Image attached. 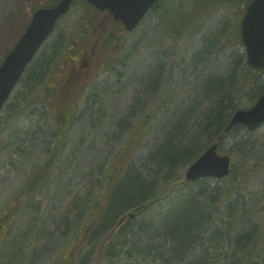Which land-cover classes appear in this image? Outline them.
I'll return each instance as SVG.
<instances>
[{"label": "rangeland", "instance_id": "obj_1", "mask_svg": "<svg viewBox=\"0 0 264 264\" xmlns=\"http://www.w3.org/2000/svg\"><path fill=\"white\" fill-rule=\"evenodd\" d=\"M51 1L0 0V62L24 31L33 7ZM249 1L214 0L211 5L213 0H158L134 32L121 34L110 25L114 33L106 35L111 28L106 29L103 18L105 24L94 29V36L91 25L81 28L77 21L80 9L73 6L47 41L53 43L60 33L73 48L54 60L38 88L41 93L51 88L53 97L65 95L67 90L58 86L64 71L73 88L79 85V92L55 97L57 105L70 107L63 112L64 119L58 120L59 111L51 109L49 102H31V90L19 98V88L26 85L23 82L0 113V258L19 252L24 258L18 264H123L125 251H130V264H191L192 258H196L194 264H217L226 251L231 262L234 255L246 254L247 247L251 254L244 260L264 264V126L251 133L224 131L218 149L231 156V183L239 187L236 197L247 201L252 220L231 236L253 226L257 247L252 249L247 243L252 237L244 238L241 247L236 243L218 249L199 245L187 257H174L168 236L151 232L144 242L156 241L165 254L158 247L154 254L142 253L134 245L139 248L140 238L133 239L139 236V220H152L159 226L160 206L151 207L143 216L140 213L135 223L126 221L122 226L129 227L119 228L114 238L119 244L111 253L109 244L103 242L104 234L121 217L107 216L111 190L103 186V172L112 161L123 157L119 163L130 167L133 162L137 174L148 183L157 179L164 185L174 182L178 193L183 182L174 179L185 176L194 160L181 166L178 159L176 164L168 156L167 151H173V143L183 134L172 129L178 120L187 117V126H192L197 119L187 137L198 133L201 154L216 138L217 133L212 134L217 117L211 113L214 108L224 107V117L232 116L237 109L252 106L264 90V71L260 74L246 67L241 43L240 22L246 9L242 6ZM62 59L72 62L69 73ZM81 91L83 97L75 111L71 106ZM208 115L212 120L209 129H201ZM113 173L111 169L109 175ZM228 202L222 203L223 215L228 213L225 206L234 209ZM100 207L102 212H95ZM91 216H97L94 222L88 221ZM214 217L218 222L220 217ZM88 222L96 233H82ZM104 222L106 227L97 231ZM119 250L123 255L119 256ZM109 254L118 256L109 260Z\"/></svg>", "mask_w": 264, "mask_h": 264}, {"label": "trees", "instance_id": "obj_2", "mask_svg": "<svg viewBox=\"0 0 264 264\" xmlns=\"http://www.w3.org/2000/svg\"><path fill=\"white\" fill-rule=\"evenodd\" d=\"M56 1L58 0L39 4L34 6L33 10L42 6H50ZM76 3L80 9L77 21H80L79 23L81 24L82 29H86L89 25H91L93 29L91 30L92 36H94V29H100L101 26L105 24V21H107L106 29H108L110 25H113V27L116 28L114 31L120 30L119 26L117 25L118 23L114 21L113 17L108 11H100L86 1H77ZM103 18H105L104 22L101 21ZM110 28L111 30L107 31L109 34H112L114 31H112V27ZM72 46V44L68 46V41L64 35H61L60 33L59 37L55 39L53 43L48 44L46 42L34 60L27 67L25 74L20 80V83L23 82L26 83V85L19 88L18 91L19 98L24 93H26V90H31L33 91V96L30 98L31 102H38L41 100L49 102L51 109L59 111V121L64 119L63 112L66 110L69 111L70 107L66 105L64 106L62 104L57 105L55 103V97L61 96L62 98H66L68 96L67 91L70 93L71 91L73 93L79 92V85H75L73 88V86H71L72 82L67 80L68 74L66 75V71H64V77L62 76L63 80L59 82L60 84H58V86L67 90L65 91V95L57 94L53 97V91L50 90L51 88L49 90L45 89L44 93H41L38 88L40 87L41 82L45 81L46 76L54 64V60L56 58L60 59L59 56L61 55H66V50L70 51V49L73 48ZM84 51L85 50H83V52ZM61 62H63V65L67 67H69V64L72 63L71 61H67L65 59H62ZM263 92L264 90H262L259 94ZM44 94H46L45 99L42 97ZM93 95L97 96L96 93ZM82 97L83 92L81 91V93L77 96V102L71 106L73 110H78V106L80 104L79 99ZM211 113L217 115V117L213 119L212 125V134L217 133L216 138L213 141H216L219 139V137H221L222 140L225 137V135L223 136L224 130L231 114L227 117H224V107H220L219 109L214 108ZM194 122L192 126H187V117H185V119L181 117L177 124L172 128L174 131L180 130L183 133L178 138L176 143H168V145H171L172 143L174 144L173 151L170 149L169 152L167 151L168 156L172 159L173 163H176L175 159H178L181 162L180 165L183 166V163H189L193 159L195 160L200 154L201 147L199 142L202 141H199L198 133L192 135L190 134L187 137L189 129L197 125V122ZM211 122L212 120H210L208 115L207 118L204 119L203 123L200 124L201 129H203V127L204 129H209L208 126L211 124ZM237 129L244 130L243 127H238ZM212 134L210 135L211 139ZM238 146L241 150H245V148L241 147V144H238ZM177 150L178 152L176 153ZM122 159L123 157L119 161ZM119 161H112L103 172L105 178L103 186H105V189L111 190V194L108 196L107 207L109 212L107 213V216H109V218L117 216V214L122 216L125 212H127L128 209L144 205V207L141 209V216H143L146 210L150 209L151 207H161L159 226L154 224L152 220H147L144 218L139 220V226L137 227V229H139V236H132L133 239L140 238L139 248L134 242V245L137 247L138 251L141 249L142 253L154 254V248L158 247V251L161 254H165V250L160 249L161 247L156 241H152L151 243L147 244L144 242L143 239H145V236H148V233L151 232H155L156 234L161 232V234L166 235V237L168 236L167 238H169L170 242L169 251L172 252L174 257H176L177 254L182 256L186 255L187 257L191 252L195 251L199 245H207L209 247L214 246L216 249H218L219 247L222 248V246L225 244L229 245L231 243H236L238 247H241L244 238L252 239V237L253 240L247 241V243H251L252 249L257 247L255 239L257 240L258 238L255 233L256 229L253 226L247 232L244 231L242 234H238L235 238L231 236L233 230H237L240 226L246 224L247 220L248 223H252V220L250 218V213L247 210V201L245 198H243V201H241L242 198L236 197V192H240L239 187H235L231 183L230 176L224 178L223 180H215L216 183L213 186L210 182L207 183V180L209 181V179H199L193 182L187 181L185 176H180L179 179L176 178L174 181L179 180L183 182V186L181 185L182 190L176 193L177 188L175 189L172 186L174 182L164 185V183H160L159 179H157L154 182L152 180V182L148 183L144 180V178H142L144 176L137 174L136 167L132 165L133 162L130 163V167H126L125 164L119 163ZM175 166L178 167V165ZM111 169L114 170V173L109 175ZM119 170L122 172L120 176ZM220 182L222 184H219ZM210 199L213 201L209 202ZM169 201L170 204L168 203ZM226 201H229L228 205L234 209L231 210L225 206L228 213L223 215L222 203H225ZM238 202H240L239 205L237 204ZM166 204H169L167 209L164 208ZM105 205L106 203L104 206ZM95 212H102V208L100 207L96 209ZM214 216L220 217L218 222L215 221ZM96 217L97 216H91L88 221L94 222ZM135 219L136 218H133L128 222L135 223ZM101 226L105 228L106 223H101L97 231L101 229ZM126 227L129 226H122V228ZM223 227L226 228L227 231H224L222 229ZM91 231L96 233L90 227V223L88 222L87 226L83 228L82 233L90 234ZM210 232H212L213 235L208 238V234ZM112 233L113 232H108L104 234L105 236L103 242L109 244V253H111L112 249L114 250V247L119 244V242L114 239L116 234ZM253 241L254 243H252ZM216 243L218 245H216ZM121 245L122 249L125 248V241H122ZM244 248L245 250L243 251L248 252H245L246 254L238 253L234 255V258L231 262L229 261V252L226 251L223 260H219L217 264H248L244 259L245 255L251 254V250L249 248L247 249V247ZM121 250H119V256L123 255ZM129 253L132 254L130 251H125V259L122 260L123 264H130V260H132V258L129 257ZM116 256L118 255L109 254V260H114ZM194 257H196V255ZM0 259H2L1 261L3 264H18L19 259H21V253L17 252L16 255L2 256ZM195 260L196 258H192V261H189V263L194 264ZM85 261L86 259L84 258V262ZM110 263L114 264L116 262L111 261Z\"/></svg>", "mask_w": 264, "mask_h": 264}, {"label": "water", "instance_id": "obj_3", "mask_svg": "<svg viewBox=\"0 0 264 264\" xmlns=\"http://www.w3.org/2000/svg\"><path fill=\"white\" fill-rule=\"evenodd\" d=\"M75 0H60L49 7L37 9L14 48L0 65V110L20 80L28 63L52 33L59 18L67 13ZM99 9L109 10L115 19L123 22L126 29L132 30L143 18L155 0H87ZM242 35L247 46L249 63L258 68L264 67V0H254L243 20ZM264 121V94L249 110H238L228 125L233 127L243 123L255 129ZM213 144L191 165L187 179L201 176L223 177L230 172V157L219 155ZM133 216V213L130 214Z\"/></svg>", "mask_w": 264, "mask_h": 264}]
</instances>
